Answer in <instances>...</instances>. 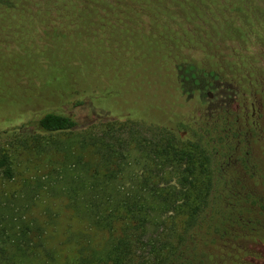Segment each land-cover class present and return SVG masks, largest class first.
I'll return each instance as SVG.
<instances>
[{
  "label": "trees",
  "instance_id": "1",
  "mask_svg": "<svg viewBox=\"0 0 264 264\" xmlns=\"http://www.w3.org/2000/svg\"><path fill=\"white\" fill-rule=\"evenodd\" d=\"M245 5L0 0L11 56L32 58L75 115H93L45 111L32 124L0 90V136L58 156L68 207L104 235L68 238L75 256L60 262L1 217L0 264H264V150L235 130L246 127L238 98L264 78V37ZM0 175H14L6 150Z\"/></svg>",
  "mask_w": 264,
  "mask_h": 264
},
{
  "label": "rangeland",
  "instance_id": "2",
  "mask_svg": "<svg viewBox=\"0 0 264 264\" xmlns=\"http://www.w3.org/2000/svg\"><path fill=\"white\" fill-rule=\"evenodd\" d=\"M246 2L251 8L249 10L254 28L264 37V0ZM13 48L12 44L0 36V90L4 96L8 91L13 94L24 109L25 121L33 124L45 111L73 115V102L59 96L48 72L38 68V65L34 67L32 58L28 62L14 59L10 54ZM256 84L250 87L248 95L243 93L238 98V112L242 113L243 110L239 125L246 127L240 128L237 125L238 129L235 130L243 133L246 131L248 143L251 144L252 139L253 148L264 150V78ZM193 96L198 99L197 89ZM90 115L76 109L75 117L82 118L80 121L91 119L93 115ZM20 138L0 136V150L7 151L14 169L12 179L0 175V219L3 217L2 221L5 219L10 226L13 225L12 231L20 232L25 228L31 240L43 239L45 246L54 252L58 261L71 262L75 253L73 243L66 241L68 238L75 241L92 239L101 244L104 235L89 230L68 207L63 194L66 186L61 181V159L51 153H37L32 147L23 145L18 140ZM244 143L248 147V143ZM247 149L243 148L245 151ZM244 157L249 159L248 153ZM215 158V173L223 182L229 159L225 160V154L221 151ZM83 169L80 167L75 171L81 173ZM252 174L249 171L243 177L244 181L250 182Z\"/></svg>",
  "mask_w": 264,
  "mask_h": 264
}]
</instances>
